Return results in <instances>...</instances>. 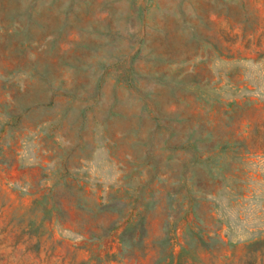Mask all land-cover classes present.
<instances>
[{
    "label": "rangeland",
    "instance_id": "374dc122",
    "mask_svg": "<svg viewBox=\"0 0 264 264\" xmlns=\"http://www.w3.org/2000/svg\"><path fill=\"white\" fill-rule=\"evenodd\" d=\"M0 264H264V0H0Z\"/></svg>",
    "mask_w": 264,
    "mask_h": 264
}]
</instances>
